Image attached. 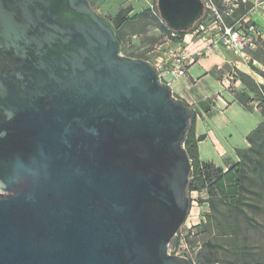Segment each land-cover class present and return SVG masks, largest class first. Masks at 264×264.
Here are the masks:
<instances>
[{"label":"water","instance_id":"1","mask_svg":"<svg viewBox=\"0 0 264 264\" xmlns=\"http://www.w3.org/2000/svg\"><path fill=\"white\" fill-rule=\"evenodd\" d=\"M188 33L201 0H158ZM193 110L89 0H0V264H192Z\"/></svg>","mask_w":264,"mask_h":264},{"label":"rangeland","instance_id":"2","mask_svg":"<svg viewBox=\"0 0 264 264\" xmlns=\"http://www.w3.org/2000/svg\"><path fill=\"white\" fill-rule=\"evenodd\" d=\"M89 2L95 11L110 20L113 28L122 37L121 54L123 56L142 57L152 61L158 55V48L169 40L167 31L159 23L135 21V17L146 9H155L153 7L157 5L158 0H89ZM221 2L222 0H216V5L220 9H222ZM262 2L264 0H247L242 11H247L246 13L249 14L255 4ZM251 16V14L248 15L247 19ZM240 17L242 16L238 15L235 19ZM214 20L206 15L202 22L208 25ZM257 57L264 61L263 46L257 53ZM231 71L228 68L220 71L213 70L212 76L216 80L232 84V81L227 79ZM198 72L199 69L194 68L190 75L198 80L200 77ZM260 72L263 73L264 70L260 69ZM187 82L188 79H185L178 85L174 84L172 90L174 96L184 101L193 111L197 110V106H205L210 102V100L205 102L201 99L197 91L200 87L206 89L211 96L220 90L213 80L200 82L195 88L189 86ZM233 89V92H236V89ZM260 193L259 196L247 195L246 204L248 205L244 207V210L251 219L246 220L244 216H239L234 222L236 231L225 233L222 228L226 225V221L220 215L221 212L212 211L207 203H200V200L207 199V195L204 192L190 193L188 191L189 214L181 229V240L176 243L181 246L183 255H187L194 264H264V188L260 189ZM220 208L223 210L222 207ZM186 245L187 249H185Z\"/></svg>","mask_w":264,"mask_h":264},{"label":"trees","instance_id":"3","mask_svg":"<svg viewBox=\"0 0 264 264\" xmlns=\"http://www.w3.org/2000/svg\"><path fill=\"white\" fill-rule=\"evenodd\" d=\"M245 5L240 0V8L235 13L234 18L238 15L243 16L247 12L242 11ZM153 8L155 9H146L137 15L135 21L145 20L151 23H159L167 31L170 39L171 31L161 20L157 5ZM228 23L231 24L232 20L228 19ZM114 31L121 46L122 37L115 28ZM189 33H178L176 38L171 39L172 44L182 43L184 37ZM129 58L148 61L142 57L131 56ZM254 58L264 65V61H261L257 54L254 55ZM253 70L264 79V72H260L257 68H253ZM237 77L246 90L234 92L236 101L249 112L252 111V104L255 101L258 102V109L263 116L262 123L247 138L249 148L237 151L240 162L230 168L227 173L211 163L200 162L198 143L203 141L205 137H196V111H193V120L184 142V147L192 163L193 179L189 182L188 191L190 193L194 191L204 192L207 195V199L200 200V203H207L212 211L221 212L220 215L226 221V225H223L222 228L225 233L236 231L234 222L239 216H244L246 220L251 219L244 210V207L248 205L246 204L247 195L259 196L261 195L260 189L264 188V85L257 83L253 78L243 73L237 72ZM204 108H206V112L209 111V106Z\"/></svg>","mask_w":264,"mask_h":264},{"label":"crops","instance_id":"4","mask_svg":"<svg viewBox=\"0 0 264 264\" xmlns=\"http://www.w3.org/2000/svg\"><path fill=\"white\" fill-rule=\"evenodd\" d=\"M242 1L245 4L247 0ZM247 14L245 13L242 17ZM249 20L262 33L260 50L262 46L264 47V15H252ZM259 50L253 54V58ZM256 61L257 65L247 64L244 60L222 51L199 60L189 69L190 72L194 68L199 69L198 76L200 77L198 80H195L188 71L185 78L175 83V85H178L188 79L187 84L195 88L200 82L213 80L219 86V92L213 96L204 88L200 87L197 90L203 101L210 100V102L205 106H197V110H195V134L197 138L205 137L203 141L198 143L200 162L211 163L216 168L223 170L224 173H227L230 168L240 162L237 151L249 148L247 138L262 123L263 116L256 101L252 104V111L245 110L236 101L234 92L226 88V81L213 78L212 71L228 68L246 74L257 83L264 85V79L253 70V68L260 70V66H263L258 60ZM236 80V92L246 90L242 82L238 78ZM208 106L209 111L206 112L204 107Z\"/></svg>","mask_w":264,"mask_h":264},{"label":"built area","instance_id":"5","mask_svg":"<svg viewBox=\"0 0 264 264\" xmlns=\"http://www.w3.org/2000/svg\"><path fill=\"white\" fill-rule=\"evenodd\" d=\"M204 4V17L208 15L215 20L208 25L201 21L193 28L192 33L184 37L182 43L173 45L171 39L178 33L171 31L170 39L158 48V55L147 62L156 70L160 81L173 88L174 84L186 76L189 69L199 60L225 51L244 60L247 64L257 65L253 54L259 50L262 33L249 19L248 15H264V2L255 4L253 9L244 17L235 19L234 15L240 8V0H222V9L216 5V0H201ZM228 19L232 23H228ZM201 23V24H200ZM262 70V68L260 66ZM231 82H226V88L236 89L237 74L232 70L228 76ZM192 168L189 182L192 180ZM182 237L181 230L175 235L168 247V254L182 256L194 262L180 250L178 243ZM179 246V247H178ZM187 249V245L185 246Z\"/></svg>","mask_w":264,"mask_h":264},{"label":"flooded vegetation","instance_id":"6","mask_svg":"<svg viewBox=\"0 0 264 264\" xmlns=\"http://www.w3.org/2000/svg\"><path fill=\"white\" fill-rule=\"evenodd\" d=\"M200 21H201V20H200ZM198 22H199V21H198ZM198 22L193 26V28L198 24ZM193 28H192V29H193Z\"/></svg>","mask_w":264,"mask_h":264}]
</instances>
